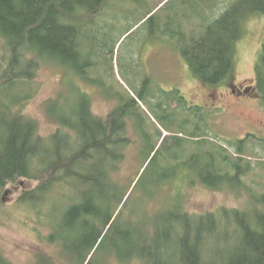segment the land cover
<instances>
[{"label": "trees", "instance_id": "1", "mask_svg": "<svg viewBox=\"0 0 264 264\" xmlns=\"http://www.w3.org/2000/svg\"><path fill=\"white\" fill-rule=\"evenodd\" d=\"M127 1L0 0V196L19 180L35 182L18 202L29 208L32 231L41 237V228H47L45 240L68 264H264V191L254 193L250 187L244 210L221 208L196 215L180 203L155 213L157 217L142 218L139 228L126 218L125 229L116 231L137 182L117 179L134 143L132 129L139 141L150 144L140 161L144 174L158 160L174 169L194 168L203 155L207 164L198 170L202 182L215 191H234L246 188L242 179L254 168L246 152L248 138L211 140L214 111L190 108L180 90L166 92L148 75L127 89L113 64L120 41L140 24L155 21L152 35H171L194 76L206 85L224 84L232 79L234 48L244 24L256 13L264 15V0L222 3L224 12L204 25L202 33L176 19L160 23L156 9L120 32L119 9ZM116 32L118 37L111 40ZM100 35L107 59L103 74L93 63L102 54L92 52V42ZM42 66L65 70L75 94L66 105L60 96L46 104L45 112L57 127L48 136L24 114L40 91ZM255 80L264 103V47ZM81 84L96 86L115 104L105 118L94 113L92 96ZM140 85L143 90L138 92ZM161 130L168 136L163 138ZM0 264L8 263L0 257ZM36 264L60 263L38 254Z\"/></svg>", "mask_w": 264, "mask_h": 264}, {"label": "rangeland", "instance_id": "2", "mask_svg": "<svg viewBox=\"0 0 264 264\" xmlns=\"http://www.w3.org/2000/svg\"><path fill=\"white\" fill-rule=\"evenodd\" d=\"M225 2L228 3V0H221L218 5L217 0H128L119 9L122 17L119 22L120 32L131 24H137L142 15L156 9L155 12L160 14V23L165 19L166 22L176 19L185 27L190 25L195 29L200 28L199 33H202L204 25L215 21L224 12L222 3ZM141 25L125 36L115 48L113 64L121 84L128 89L130 84L136 86V78L148 75L166 92L180 90L190 108L202 107L214 111L212 113L216 115L209 120L213 132L211 140L224 143L248 138L246 152L252 157L250 162L253 163L254 170L242 179L246 188L237 186L234 191H215L202 182L198 170L199 166H206L207 160L200 154L194 162V168L180 166L174 169L158 160L144 174L146 168L141 170L140 161L150 144L144 139L139 141L132 129L129 136L134 143L126 150V159L117 179L123 184L137 182L128 198L131 193L133 195L125 201L127 205L124 219L118 223L116 231L125 229L126 218L130 220L131 227L139 228L142 218L157 217L155 213L166 211L180 203H183L185 211L196 215L221 208L244 210L249 201L248 187L254 193L264 191V103L255 90L252 93L238 94L234 90L256 86V67L264 47V15L256 13L246 20L243 36L234 48L232 79L218 86L206 85L194 76L171 35H152L157 28L155 21L140 27ZM120 32H116L110 39L114 40ZM102 36L98 41L94 39L92 42L93 54H102L101 59H93L95 70L101 69L100 74L107 69ZM70 80L65 70L53 66H42L38 73L40 91L26 107L24 114L39 123L43 136L57 130L45 112L46 104L60 96L62 105H66L75 96ZM81 85L92 96L94 113L105 118L115 104L106 101L96 86ZM142 88V85L137 86L138 92ZM157 114L159 117L165 116L162 111ZM153 117L159 120L155 113ZM150 132L155 135L154 130L151 129ZM161 132L163 138L168 136L166 131ZM182 135L190 139L189 135ZM157 144L159 146L160 141ZM228 153L233 151L230 149ZM35 186L33 181L19 180L17 184L6 188L8 194L4 192L0 196V257L8 264H36L38 254H42L55 257L60 264H68L63 253L45 240L47 228H41V231L39 229L41 237L32 231L33 222L27 217L29 208L26 209L18 202L24 191ZM101 256H106V253Z\"/></svg>", "mask_w": 264, "mask_h": 264}, {"label": "flooded vegetation", "instance_id": "3", "mask_svg": "<svg viewBox=\"0 0 264 264\" xmlns=\"http://www.w3.org/2000/svg\"><path fill=\"white\" fill-rule=\"evenodd\" d=\"M254 90L257 91V86H255V85L253 87L250 86V87H247V88L246 87L245 88L241 87L240 89H235L234 93H237V94L238 93H242V92L243 93H252V92H255Z\"/></svg>", "mask_w": 264, "mask_h": 264}, {"label": "water", "instance_id": "4", "mask_svg": "<svg viewBox=\"0 0 264 264\" xmlns=\"http://www.w3.org/2000/svg\"><path fill=\"white\" fill-rule=\"evenodd\" d=\"M6 194H8V192H6Z\"/></svg>", "mask_w": 264, "mask_h": 264}]
</instances>
